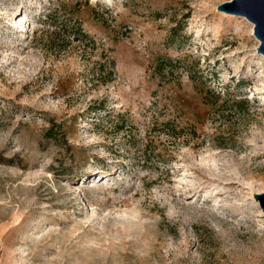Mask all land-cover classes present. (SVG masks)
I'll return each instance as SVG.
<instances>
[{"label":"rangeland","instance_id":"obj_1","mask_svg":"<svg viewBox=\"0 0 264 264\" xmlns=\"http://www.w3.org/2000/svg\"><path fill=\"white\" fill-rule=\"evenodd\" d=\"M230 0H0V264H264V56Z\"/></svg>","mask_w":264,"mask_h":264},{"label":"water","instance_id":"obj_2","mask_svg":"<svg viewBox=\"0 0 264 264\" xmlns=\"http://www.w3.org/2000/svg\"><path fill=\"white\" fill-rule=\"evenodd\" d=\"M216 11L226 15L245 18L253 25V35L258 40L256 49L259 56H264V0H230L216 6ZM264 214V194H255Z\"/></svg>","mask_w":264,"mask_h":264},{"label":"bare ground","instance_id":"obj_3","mask_svg":"<svg viewBox=\"0 0 264 264\" xmlns=\"http://www.w3.org/2000/svg\"><path fill=\"white\" fill-rule=\"evenodd\" d=\"M261 194H264V193H261Z\"/></svg>","mask_w":264,"mask_h":264}]
</instances>
